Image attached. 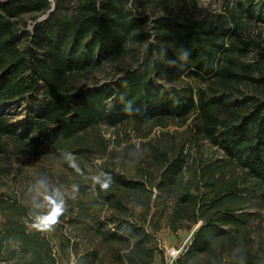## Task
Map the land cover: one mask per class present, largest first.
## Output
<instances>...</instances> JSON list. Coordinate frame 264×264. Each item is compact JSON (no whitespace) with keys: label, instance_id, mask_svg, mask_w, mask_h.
<instances>
[{"label":"rangeland","instance_id":"1","mask_svg":"<svg viewBox=\"0 0 264 264\" xmlns=\"http://www.w3.org/2000/svg\"><path fill=\"white\" fill-rule=\"evenodd\" d=\"M48 1V13L38 14L35 23L30 16L18 19L16 29L31 34L34 24L46 20L56 5L62 3L63 11H71L88 0ZM94 1L98 7L107 1L122 3L143 21L138 26L141 36L133 38L121 56L105 58L94 69L75 74L70 79L74 88L105 87L145 62L149 48L157 43L155 21L171 16L179 21H222L234 29L228 40V45L233 43L231 61L226 62L234 76L202 80L188 74L174 83L158 82L163 89L186 97L191 94L195 103L199 90H205L209 99L224 95L230 100L264 101V0ZM251 8L253 17H249ZM29 41L30 37L21 39L20 50ZM154 59L158 60L155 55ZM111 107L112 101L104 112ZM218 111L222 119L230 114L224 108ZM39 113L31 96L0 105V114L15 126L11 136L0 138V264H25L15 240L14 229L19 226L26 236H45L58 264H130L126 257L130 255L131 264H174L202 220L217 207L235 208L244 223L238 231L235 225H223L236 239L220 238L208 261L231 259L243 244L256 256V264H264V197L242 166L202 131L197 109L186 119L144 124L121 119L110 125L101 120L72 138L54 142L36 139L30 121ZM25 128L30 132L23 139ZM176 163L179 167L171 174L168 168ZM103 169L111 172L112 180ZM125 179L137 185L124 186ZM104 183L107 189L101 188ZM100 192L111 195L110 201L100 203ZM45 196L62 199L64 211L50 230L41 231L33 225L50 209ZM197 217L202 220L195 222ZM109 232L144 236V247L132 253L129 245L108 239ZM172 249L177 252L175 258L169 256Z\"/></svg>","mask_w":264,"mask_h":264},{"label":"trees","instance_id":"2","mask_svg":"<svg viewBox=\"0 0 264 264\" xmlns=\"http://www.w3.org/2000/svg\"><path fill=\"white\" fill-rule=\"evenodd\" d=\"M61 4L56 5L46 20L34 24L31 34L16 29L15 22L30 16L35 23L38 14L51 10L48 0H8L0 4V105L33 97L40 113L32 116L30 124L37 131V140L43 138L49 142L72 138L101 120L110 125L121 119L144 124L176 117L186 119L197 109L203 121L202 131L222 147L225 156L242 166L254 187L260 190L261 198L264 197V101L230 100L224 95L209 99L205 90H199L195 103L193 95L182 96L158 83H174L188 74L202 80L233 77L226 69V62L231 61L233 43L228 45V40L234 29L222 21L159 17L154 26L157 43L150 45L145 62L126 70L105 87L77 89L70 79L94 69L105 58L121 56L133 38H140L138 26L143 21L119 1H107L98 7L94 0H88L71 11L69 8L63 11ZM253 15L251 8L249 17ZM233 27H238L236 20ZM28 37V47L20 50L21 39ZM111 101L112 107L104 112ZM219 108L227 110L229 116L219 117ZM14 127L0 114V138L11 136ZM29 132L25 128L21 138H26ZM178 167L176 163L168 171L172 174ZM103 170L112 180L111 172ZM127 183L137 185L127 179L122 185ZM99 195L100 203L110 201L111 195L103 192ZM235 211L231 207H217L203 220L197 217L195 222L201 219L202 225L193 232L190 243L173 263L184 264L188 260L186 264H256V256L243 244L237 246L231 259L224 256L217 263L208 261L209 252L220 238L235 241L223 228L232 224L238 231L240 223H244ZM22 228L16 227L14 233L24 263L58 264L45 236H26ZM108 235L112 241L129 245L132 253L144 247V236L119 232ZM1 253L0 250V257ZM126 257L133 263L132 255Z\"/></svg>","mask_w":264,"mask_h":264},{"label":"clouds","instance_id":"3","mask_svg":"<svg viewBox=\"0 0 264 264\" xmlns=\"http://www.w3.org/2000/svg\"><path fill=\"white\" fill-rule=\"evenodd\" d=\"M40 183L43 184L44 182L41 181ZM108 187L109 185L107 183L101 184L102 189H107ZM56 196H59L58 192ZM44 198L50 205V209L47 214L38 216L36 218V223L33 225V227L41 231L50 230L52 226L57 223L59 216L62 215L64 211V201L62 199H57L53 196H45Z\"/></svg>","mask_w":264,"mask_h":264},{"label":"built area","instance_id":"4","mask_svg":"<svg viewBox=\"0 0 264 264\" xmlns=\"http://www.w3.org/2000/svg\"><path fill=\"white\" fill-rule=\"evenodd\" d=\"M170 255V257H172V258H175L176 257V255H177V252H175L173 249L171 250V252L169 253Z\"/></svg>","mask_w":264,"mask_h":264}]
</instances>
